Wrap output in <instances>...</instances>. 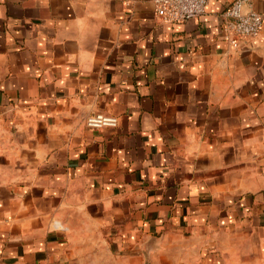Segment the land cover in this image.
<instances>
[{"label":"crops","instance_id":"1","mask_svg":"<svg viewBox=\"0 0 264 264\" xmlns=\"http://www.w3.org/2000/svg\"><path fill=\"white\" fill-rule=\"evenodd\" d=\"M235 1L0 0V264H264V22L234 47Z\"/></svg>","mask_w":264,"mask_h":264},{"label":"built area","instance_id":"2","mask_svg":"<svg viewBox=\"0 0 264 264\" xmlns=\"http://www.w3.org/2000/svg\"><path fill=\"white\" fill-rule=\"evenodd\" d=\"M249 0H236L226 10L223 16V33L234 46H239V40L256 37L264 22V17L252 9H247ZM209 0H153L154 14L165 23H184L197 19L205 14ZM86 125L92 130L104 127H117L118 118L93 114L86 120Z\"/></svg>","mask_w":264,"mask_h":264}]
</instances>
